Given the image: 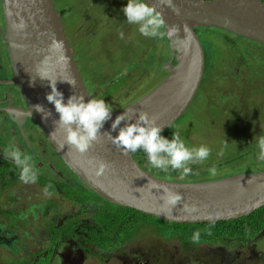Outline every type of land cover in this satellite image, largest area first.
I'll return each mask as SVG.
<instances>
[{
  "label": "water",
  "instance_id": "water-1",
  "mask_svg": "<svg viewBox=\"0 0 264 264\" xmlns=\"http://www.w3.org/2000/svg\"><path fill=\"white\" fill-rule=\"evenodd\" d=\"M165 21L164 37L169 57L161 63L167 75L134 101L112 110V118L127 114L135 122L143 111L162 128L185 111L198 89L204 71L203 46L191 26H214L264 44V0H171L174 11L161 0H146ZM8 56L13 68L11 82L26 101V116L33 118L53 150L74 176L101 198L143 213L177 223L215 222L248 215L264 204V167L202 180L163 177L139 166L103 135L111 131L109 120L97 141L81 155L64 144V130L53 125L58 119L46 100L49 81H57L65 101L72 93L94 99L81 76L52 0H1ZM23 21L24 29L14 25ZM175 29V31H171ZM61 44L59 50L50 46ZM175 60V63L172 60ZM41 75L47 77L41 79ZM34 79V81H33ZM64 81H75L72 87ZM42 105L52 115L47 119L35 111ZM117 133L112 132L115 136ZM101 163L105 171L97 175ZM165 190L179 193L182 200L165 206ZM187 206V207H185Z\"/></svg>",
  "mask_w": 264,
  "mask_h": 264
},
{
  "label": "trees",
  "instance_id": "trees-1",
  "mask_svg": "<svg viewBox=\"0 0 264 264\" xmlns=\"http://www.w3.org/2000/svg\"><path fill=\"white\" fill-rule=\"evenodd\" d=\"M97 4L94 3V5ZM124 5L125 3L122 0H107L105 6L100 7L103 16L100 17L99 21H104L105 18L108 22L106 25H110L112 31L127 28L128 25L121 22L126 19L121 11ZM86 9H84L83 14L93 13L92 10ZM66 10L67 8L60 9V14H63L62 12ZM129 27V38H131L133 37V32L137 33L138 26L132 24ZM191 28L203 48L208 50L206 55L203 49L205 66L198 89L204 86L205 83L208 86V93L212 98L210 111L213 115V123L209 127L196 124L194 129L176 127L174 123L180 121L185 113H188L189 104L179 118L163 128V136L171 139L173 133H178L189 149L200 146L210 149V155L206 160L187 165L192 169V172L183 179L202 180L263 168L264 161L258 158V138L264 136V44L214 26H191ZM95 29H97V26H95ZM203 30L207 33L217 30V32L222 34L224 36V45L230 52L231 58L228 65L219 73L212 74L210 72L213 65L212 62L216 60L212 55L214 42L205 34V40H203ZM161 31L163 32V29ZM84 35L88 37L87 34ZM134 39L136 40L128 43L124 42L118 55L111 52L104 53L108 59L117 61L111 67H107L104 63L97 65L100 68L94 70L95 74L97 72L102 75L100 80H97L96 77H92L93 79L86 78V86L95 96L94 99H104L107 93L112 92L117 86L124 85L128 72L138 66L139 60L133 61L135 54L142 51V55L147 47L151 52L150 55L154 54L156 45L153 42L155 40H159V47H161L162 51L165 50V56H163L162 52L154 62L156 71H163L162 75L166 74L165 70L158 69L160 64L169 57V49L164 35L158 38H149L141 35ZM128 46L130 47L128 48ZM159 47L158 49H160ZM130 48L134 50L133 53H129ZM142 58L144 61L146 60L144 55H142ZM172 62L174 63L175 60L173 59ZM151 69V73L145 70L147 76L154 74L152 67ZM157 79L149 83L148 86L144 85L142 88L140 86L136 90L137 94L132 98L129 96L119 97L115 101L107 102L105 100V102L110 105L112 110L119 108L138 98L149 86L154 85ZM105 84V88L99 89L100 93L97 94L96 90ZM140 89L143 92L139 91ZM201 118L202 116L199 114L196 116L195 121ZM190 124L192 125L193 122L191 121ZM214 139L219 140L221 144L216 146L213 142ZM228 142L233 143L225 145ZM131 154L136 163L147 171L163 177L181 179L182 169H172L170 166L167 170L154 168L150 165L147 155L142 150ZM213 167L216 169L215 175H211L208 171ZM42 183L45 186L51 185L50 190L64 192L66 197L70 198L75 205L88 204L95 218L92 219V222L99 227H107L114 222H119V229L125 231L127 230V222L131 221L143 226L149 232H153L149 230L151 227L159 228V233L167 232L172 237L180 239L181 242L187 240L188 243H191L192 234L199 230V242L208 245L222 243L227 244L229 247L242 248L244 251L246 243L264 237V204L251 211L248 215L234 219L215 222L177 223L109 202L85 185L76 187L62 182L50 183L42 181ZM106 222H111V224ZM88 223L86 217L79 220L76 217L75 223L71 224L70 227L76 226L77 237L80 234L86 237L88 234L93 233L91 227L86 226Z\"/></svg>",
  "mask_w": 264,
  "mask_h": 264
},
{
  "label": "flooded vegetation",
  "instance_id": "flooded-vegetation-1",
  "mask_svg": "<svg viewBox=\"0 0 264 264\" xmlns=\"http://www.w3.org/2000/svg\"><path fill=\"white\" fill-rule=\"evenodd\" d=\"M106 2L107 0H93V3H98L97 9L105 6ZM57 12L60 21L65 13H72L70 6L62 12L63 14H60V9ZM88 14L93 13L83 15L85 17ZM100 21L108 24L105 18L104 21ZM124 21L121 22L126 23L127 28L118 31L113 38L116 46L120 43V47L127 42L129 25H132ZM95 26L86 27L85 23L75 25L72 21L69 25V33L72 36L78 31L82 32L81 28H89V31L82 33L94 38L98 33ZM0 29L7 40L1 0ZM63 30L71 48L64 26ZM112 35L111 32L110 39ZM7 51L8 43L5 42L3 45L0 37V191L5 192V195L0 197V264H208L203 257L196 254V250L204 246L220 244L208 245L203 242L193 244L188 243L187 240L181 242L177 237L159 233V228L149 232L143 226L131 221L127 222L125 231L119 229V222L112 224L106 222L111 226L99 227L92 222L95 218L88 204L75 205L62 191L52 192L48 189L51 195H45L43 190L41 193L37 191L34 193L36 189L32 188V185L45 188L39 175L34 184H24L19 180V168L11 159L4 156L5 150L10 146L30 156L37 173L43 168L48 173L47 182H62L76 187L84 185L53 150L37 122L22 111L26 109V101L19 87L11 82L13 68ZM158 69L164 70L161 64ZM156 72L155 70L153 73ZM166 75L167 71L155 84ZM154 85L149 86L148 89ZM89 92L93 96V93ZM31 135L38 144L33 151L29 149L33 142ZM64 168L72 173V178L64 175ZM76 217L78 220L86 217L89 222L86 226L91 227L93 233L86 237L82 234L77 237L76 226L70 227L75 223ZM146 237H149L148 243L142 241ZM254 242L246 243L245 249L251 247ZM141 244H153V250L157 252L149 254L146 251L147 247ZM233 251L239 256L234 257V255L221 263L213 262V264H256L250 258L242 259L243 256L240 254L245 252L242 248ZM212 253L215 257L217 249Z\"/></svg>",
  "mask_w": 264,
  "mask_h": 264
},
{
  "label": "clouds",
  "instance_id": "clouds-1",
  "mask_svg": "<svg viewBox=\"0 0 264 264\" xmlns=\"http://www.w3.org/2000/svg\"><path fill=\"white\" fill-rule=\"evenodd\" d=\"M161 2L167 3L173 7L174 11H178L172 6L171 0H161ZM121 11L129 24L138 26L141 35L149 38H158L164 35L161 31L165 27L162 14L146 0H127L126 6ZM14 27L22 30L26 24L21 21ZM171 31L174 32L175 29ZM121 38H123L122 33ZM50 47L53 50H59L61 44L54 41ZM40 78L46 79L47 77L41 75ZM60 82H66L72 87L75 86L74 80H61ZM49 87L51 91L46 94V100L54 106L55 112L58 114V119L53 120V125L63 129L65 133L64 144L61 147L67 145L81 155L87 153L93 143L97 141L104 124L111 120V131L104 132L103 135L107 136L123 154L127 155L142 150L154 168L167 170L170 166L172 169H182L181 179L192 172V169L187 166L189 163L203 162L210 155V149L205 146L192 149L186 147L178 133H173L171 139L166 138L162 135L164 129L156 124L154 118H150L143 111L138 114L135 122H132L125 113L118 114L113 119L112 109L105 100L89 99L85 101L83 95L72 93L65 101L63 92L57 88V81H49ZM33 107L35 111L42 114V118L45 120L52 115L42 105H34ZM112 132L117 134L113 136ZM258 148V158L264 161V136L258 138ZM4 156L11 159L19 168L18 178L22 183L34 184L37 182L38 173L30 156L14 146L6 149ZM106 167V164L101 163L97 175L102 174ZM208 171L211 175L216 174L215 167ZM50 187L51 185L45 186V195H51L48 191ZM162 199L166 207L175 206L182 200V196L179 193L165 190V196ZM199 241L200 232L197 230L191 236V243L198 244Z\"/></svg>",
  "mask_w": 264,
  "mask_h": 264
},
{
  "label": "rangeland",
  "instance_id": "rangeland-1",
  "mask_svg": "<svg viewBox=\"0 0 264 264\" xmlns=\"http://www.w3.org/2000/svg\"><path fill=\"white\" fill-rule=\"evenodd\" d=\"M54 3L55 8L58 9H63L67 8L68 6L71 7L72 13H65L64 16H61V22L63 23L64 29L67 31L69 41L71 43V50L73 52V56L78 64V68L80 70L81 76L84 80V82H87V79H93L92 77H96L97 80L101 79L102 75H99L97 72L95 74L94 69H99L100 67L97 66L99 63H104L107 67H111L116 63L117 60L115 59H108L104 53L105 52H111L116 55L119 54L120 50L118 47H120V43L118 46L113 41L114 36L116 37L118 31L125 30L126 28H120L118 30H113L110 25L102 24L99 19L100 17L103 16L101 9L96 7L94 5L93 0H52ZM126 6L127 0H122ZM123 6V7H124ZM83 8H87L89 10L93 11V14H88L84 17L82 10ZM83 15V16H82ZM74 21L75 25H78L79 23L81 24H86L87 26H92L96 25L97 26V35L94 38L87 37L84 35L82 32L89 31V28H81L80 31L77 32L76 35L70 36L69 33V25L70 23ZM126 21V19H125ZM126 24V23H123ZM112 32V37L110 39V34ZM204 34L209 37L213 42H214V48L212 50V55L216 58L215 61L212 62V67L210 72L212 74H216L222 71L224 67L228 65V62L230 61V52L228 51L227 47L224 45V36L217 32V30L210 32H204L202 31V36L204 37ZM131 38H128L127 42H131L133 40H136L134 38H138V36H141L140 32L138 31L137 28V33L133 32ZM205 40V37L203 38ZM156 45L155 53L150 55V51L147 48L143 51L144 59L142 58L141 52L135 54V58L133 61L139 60L138 66L134 67L133 70L128 72V77L124 81V85L122 84L121 86H117L116 89H114L112 92L107 93V96L104 97L103 100L108 101H115L119 97H134L137 93L136 90L141 86V88L145 85L148 86L149 83H152L155 79L158 78V76H161L163 71L156 72L152 76H147L145 73L146 71H149L151 73L153 68V71L156 70V65L155 61L156 58L158 57L159 54L163 52V56H165V50L162 51L161 47H159V40H155L153 42ZM130 46H128L129 48ZM135 47V46H131ZM158 47L160 49H158ZM133 49L130 48L129 53H133ZM204 51L206 55L208 54V50L204 48ZM237 52V50H235ZM234 52V53H236ZM264 52V51H263ZM262 69V66H261ZM121 70V69H120ZM87 78V79H86ZM105 85H101L100 88H98L97 94L100 93L99 89L105 88ZM139 91H142L140 89ZM143 92V91H142ZM146 92V90H145ZM144 92V93H145ZM95 98V97H94ZM211 95L208 93V86L205 83L204 86L196 90V93L188 107V113H185L184 117L174 123L176 127H183L184 129H194L196 124H199V126H206L209 127L213 123V115L212 112L210 111V103H211ZM120 101V100H117ZM116 101V102H117ZM183 114V113H182ZM201 115L202 118L196 120L197 115ZM193 122L191 125L190 122ZM31 139L33 140L31 144L30 150H34L35 146L38 147L37 140L33 135H31ZM214 144L216 146H219L221 142L217 139H214ZM233 142H228L225 145L232 144ZM224 147V146H223ZM32 161V160H31ZM238 168V166H236ZM249 167V166H247ZM262 168V167H261ZM257 168V169H261ZM64 175L66 177L72 178V173H70L68 170L64 168ZM38 175L41 178L43 182H47L48 180V173L42 168L41 170L38 171ZM32 188H35L38 193H41L42 190L44 189L41 186H35L32 185ZM53 192V190H51ZM5 195V192L0 191V197H3ZM150 231H154L155 228L151 227L149 228ZM167 232H164L163 234H166ZM168 234V233H167ZM169 235V234H168ZM145 243L149 242V237H146L142 240ZM153 243V242H152ZM142 245V244H141ZM214 245V244H213ZM147 247V253L152 254L157 252L154 249L153 244H148V245H142ZM144 247V249L146 248ZM251 248V249H250ZM217 249V255H215L212 252ZM234 250H237L235 247H229L227 244H222L220 245H214L211 247L204 246L203 248L197 249L196 254H199L201 257H203V260L206 261L208 264H213V262H223L228 259V257L234 256L238 257L239 255L235 253ZM209 252H207V251ZM250 251V253H249ZM170 252L172 250L170 249ZM250 254V255H249ZM242 255V259H248L250 258L253 263L259 264V260L261 261L260 264H264V237L258 239L255 241L251 247L246 248L244 254ZM249 255V256H248ZM214 257V258H213ZM233 257V258H234ZM218 263V264H219Z\"/></svg>",
  "mask_w": 264,
  "mask_h": 264
}]
</instances>
